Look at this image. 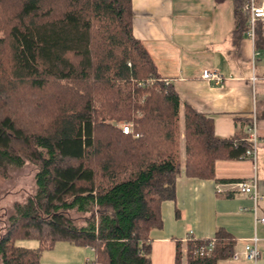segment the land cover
I'll return each mask as SVG.
<instances>
[{
	"label": "trees",
	"instance_id": "obj_1",
	"mask_svg": "<svg viewBox=\"0 0 264 264\" xmlns=\"http://www.w3.org/2000/svg\"><path fill=\"white\" fill-rule=\"evenodd\" d=\"M181 105L133 35L132 0H0V179L26 164L37 171L34 194L0 229V264H40L59 242L90 247V264H152L150 233L163 227L177 178L212 180L216 161L251 148L216 137L211 119ZM210 242L208 255L194 254ZM235 244L223 229L190 239L185 254L177 242L175 264L230 260Z\"/></svg>",
	"mask_w": 264,
	"mask_h": 264
},
{
	"label": "crops",
	"instance_id": "obj_2",
	"mask_svg": "<svg viewBox=\"0 0 264 264\" xmlns=\"http://www.w3.org/2000/svg\"><path fill=\"white\" fill-rule=\"evenodd\" d=\"M245 1L241 0L242 5ZM237 15L235 0H132L133 35L145 47L160 77L178 92L181 108L188 103L211 119L218 138L247 140L252 117L257 121L254 161H216L212 180L177 178L175 202L161 205L163 227L150 233L152 264H175L177 242L184 253L183 241L188 237L211 239L218 229L235 238L234 252L241 256L217 264H264V228L255 226L252 201L242 194H218L215 190L217 184L255 176L260 194L258 212L264 213V40L258 47L261 35L256 31L253 39L247 37L243 23L236 33ZM204 69L217 70L223 83L204 80ZM181 157L183 161L184 150ZM254 235L259 245L258 258L252 262L242 253ZM17 245L37 248L32 241ZM92 260L90 247L59 242L42 253L40 264H90Z\"/></svg>",
	"mask_w": 264,
	"mask_h": 264
},
{
	"label": "built area",
	"instance_id": "obj_3",
	"mask_svg": "<svg viewBox=\"0 0 264 264\" xmlns=\"http://www.w3.org/2000/svg\"><path fill=\"white\" fill-rule=\"evenodd\" d=\"M242 23L244 32L247 37L253 39L255 37L258 25L261 26V29L264 31V0L259 4L255 3V0H246L240 9ZM201 77L204 80L213 82L214 84H222L224 79L223 76L217 70L204 69L202 70ZM165 83H168L167 80H164ZM143 85V83H141ZM257 121L255 117H252V122L249 129V134L247 141L251 144L243 157V159H251L254 161L256 159V150H257ZM124 134H130L132 132L131 124H123L120 127ZM216 193L221 194L225 192H233L247 196L253 203L252 213L254 215L255 226H262L264 228V213L260 214L258 212V202L260 200V194L258 192L257 180L253 176L251 179L246 181H228L224 183L217 184L215 187ZM188 237L184 240V244L189 241ZM258 245L259 238L254 235L249 241L245 244L242 256L248 260L255 262L258 258ZM213 249V242H210L206 247H201L195 251V255L202 257L203 255H208ZM184 254L186 252L183 249ZM241 254L234 252L231 259L238 260Z\"/></svg>",
	"mask_w": 264,
	"mask_h": 264
},
{
	"label": "rangeland",
	"instance_id": "obj_4",
	"mask_svg": "<svg viewBox=\"0 0 264 264\" xmlns=\"http://www.w3.org/2000/svg\"><path fill=\"white\" fill-rule=\"evenodd\" d=\"M123 124H131V122L119 123L120 128ZM183 141V123L180 120V158L181 152L184 150ZM36 168L31 164H26L21 169H13L9 180L0 179V229L7 226L9 216L13 213V204L16 202L24 203L26 199L35 192L34 177ZM75 224L78 226L84 224V216L79 214H71ZM35 243L32 241V244Z\"/></svg>",
	"mask_w": 264,
	"mask_h": 264
}]
</instances>
